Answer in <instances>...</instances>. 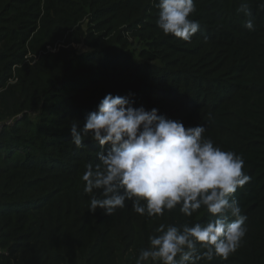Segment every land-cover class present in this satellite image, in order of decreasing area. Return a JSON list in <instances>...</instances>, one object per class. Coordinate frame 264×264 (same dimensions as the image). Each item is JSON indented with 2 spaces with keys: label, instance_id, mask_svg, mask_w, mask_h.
<instances>
[{
  "label": "trees",
  "instance_id": "obj_1",
  "mask_svg": "<svg viewBox=\"0 0 264 264\" xmlns=\"http://www.w3.org/2000/svg\"><path fill=\"white\" fill-rule=\"evenodd\" d=\"M158 2L0 0V264H136L160 224L212 218L149 217L132 201L90 211L82 176L111 145L77 147L70 127L108 94L204 126L243 158L246 235L227 260L200 264H264V0H194L191 42L157 26Z\"/></svg>",
  "mask_w": 264,
  "mask_h": 264
},
{
  "label": "clouds",
  "instance_id": "obj_2",
  "mask_svg": "<svg viewBox=\"0 0 264 264\" xmlns=\"http://www.w3.org/2000/svg\"><path fill=\"white\" fill-rule=\"evenodd\" d=\"M157 7V26L164 34L191 42L200 29L199 22L190 18L196 11L194 0H159ZM245 26L253 29L251 18ZM205 131L204 126L186 128L157 109L136 108L128 97L111 94L88 115L83 127L71 125V142L77 147L85 146V137L102 149L111 145L107 152L96 153L99 163L95 168L87 165L82 176L91 212L100 209L112 216L132 201L134 212L149 217L177 207L186 217L201 208L211 214L205 224H160L136 264L227 260L245 237L247 217L234 195L251 178L243 171V158L214 146L203 137Z\"/></svg>",
  "mask_w": 264,
  "mask_h": 264
},
{
  "label": "built area",
  "instance_id": "obj_3",
  "mask_svg": "<svg viewBox=\"0 0 264 264\" xmlns=\"http://www.w3.org/2000/svg\"><path fill=\"white\" fill-rule=\"evenodd\" d=\"M8 124H10V122Z\"/></svg>",
  "mask_w": 264,
  "mask_h": 264
}]
</instances>
